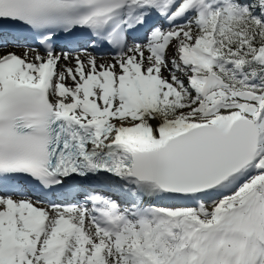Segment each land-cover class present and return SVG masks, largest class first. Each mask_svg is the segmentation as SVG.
<instances>
[{
    "label": "snow or ice",
    "instance_id": "1",
    "mask_svg": "<svg viewBox=\"0 0 264 264\" xmlns=\"http://www.w3.org/2000/svg\"><path fill=\"white\" fill-rule=\"evenodd\" d=\"M0 41V264H264V0H0Z\"/></svg>",
    "mask_w": 264,
    "mask_h": 264
},
{
    "label": "bare ground",
    "instance_id": "2",
    "mask_svg": "<svg viewBox=\"0 0 264 264\" xmlns=\"http://www.w3.org/2000/svg\"><path fill=\"white\" fill-rule=\"evenodd\" d=\"M8 50H10V51H13V50H16L17 52H19V53H22L23 51H24V49L23 48H12V47H8ZM99 57V56H98ZM104 59V58H103ZM98 62H101L100 61V59L98 58ZM153 123H157L156 121H153Z\"/></svg>",
    "mask_w": 264,
    "mask_h": 264
},
{
    "label": "rangeland",
    "instance_id": "3",
    "mask_svg": "<svg viewBox=\"0 0 264 264\" xmlns=\"http://www.w3.org/2000/svg\"><path fill=\"white\" fill-rule=\"evenodd\" d=\"M13 51L17 52L16 50H13ZM17 53H19V52H17ZM98 58H100V57H98ZM103 58H104V60H110L111 57H109V55H107V56H104Z\"/></svg>",
    "mask_w": 264,
    "mask_h": 264
}]
</instances>
